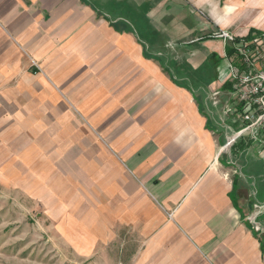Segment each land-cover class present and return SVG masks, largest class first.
<instances>
[{"label": "crops", "instance_id": "crops-1", "mask_svg": "<svg viewBox=\"0 0 264 264\" xmlns=\"http://www.w3.org/2000/svg\"><path fill=\"white\" fill-rule=\"evenodd\" d=\"M251 31L264 0H0V183L113 264H264Z\"/></svg>", "mask_w": 264, "mask_h": 264}, {"label": "rangeland", "instance_id": "rangeland-1", "mask_svg": "<svg viewBox=\"0 0 264 264\" xmlns=\"http://www.w3.org/2000/svg\"><path fill=\"white\" fill-rule=\"evenodd\" d=\"M11 187L0 183V264H113L97 248L85 254L79 232L73 244L56 229L52 201L38 202Z\"/></svg>", "mask_w": 264, "mask_h": 264}, {"label": "built area", "instance_id": "built-area-1", "mask_svg": "<svg viewBox=\"0 0 264 264\" xmlns=\"http://www.w3.org/2000/svg\"><path fill=\"white\" fill-rule=\"evenodd\" d=\"M235 49L239 66L232 77L243 131L258 139L264 136V35L241 42Z\"/></svg>", "mask_w": 264, "mask_h": 264}, {"label": "trees", "instance_id": "trees-1", "mask_svg": "<svg viewBox=\"0 0 264 264\" xmlns=\"http://www.w3.org/2000/svg\"><path fill=\"white\" fill-rule=\"evenodd\" d=\"M255 36H260V33L255 32V31H251V32L249 33V35L246 36L245 38H243V39H235L234 42H235L236 44H240L241 42H249V41L253 40V37H255ZM234 53H235V52H233V50L228 49V53H227V55H228V56H233Z\"/></svg>", "mask_w": 264, "mask_h": 264}]
</instances>
